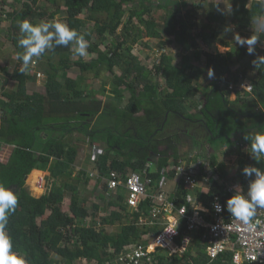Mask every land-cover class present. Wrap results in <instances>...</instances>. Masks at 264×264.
<instances>
[{
  "label": "trees",
  "instance_id": "1",
  "mask_svg": "<svg viewBox=\"0 0 264 264\" xmlns=\"http://www.w3.org/2000/svg\"><path fill=\"white\" fill-rule=\"evenodd\" d=\"M203 2L158 0L155 5L153 0H15L9 4L12 11L7 12L8 42L17 58L12 71L4 68L0 72V184L18 196L16 209L9 215L4 231L11 239L12 251L24 257L26 264H79L82 260L85 264L232 263L231 252L211 262L199 235H194L182 255H170L157 248L147 256L130 259L126 254L132 249L124 252L126 246L142 242L146 249L151 238L142 239L160 231L159 225L139 223L140 216L149 213L152 200L147 198L138 210L130 212L122 186L111 198L103 190L91 191L95 196L91 199L84 194L91 170L80 169L75 175L78 146L71 136L73 130L87 137L80 140L90 146L99 143L104 147V153L93 163L99 174L116 170L124 183L128 172L141 173L149 160L159 155L157 172L148 174L158 178L172 156L178 161V134L166 133L168 124L176 117L179 121L187 120L189 128L181 124L189 130L200 131L198 125L204 126L208 133L205 143L196 138L193 142L201 145L198 155L207 161L209 168L203 167L204 162L199 165L194 176L197 183L189 190H185L180 180L179 190L170 200L182 204L192 190L196 201L210 207L218 195L228 218L226 201L235 195L228 187L239 181L240 188L236 190L240 195L247 194L246 186L255 175L245 176L243 169L252 166L264 171V157L256 158L255 163L239 155L230 167L223 158L234 145L251 150V138L264 134V67L259 64L255 77L245 63L247 46L232 44L216 31L194 33L191 29L200 26L193 19L205 12L206 24L218 22L222 28L230 27L242 37H250L254 30L252 18L262 10L257 0H251L249 7L248 0H229L235 11L223 15L224 1ZM217 5L221 11H217ZM157 7L165 8V14L158 17ZM25 19L37 24L41 20L66 23L84 35L88 50L97 53V57L86 60L77 55L71 49L75 41L68 46H54L36 58L45 73L43 89L29 91L28 86L36 83L37 72H33L31 64L21 71L19 56L23 49L18 46L21 37L18 25ZM144 37L159 40L161 48L165 44L162 38L166 37L182 52L193 50L202 65L190 64L188 55L182 57L180 66L175 65L161 49L160 60L149 68L143 63L147 59L141 60L133 52L135 43ZM200 39L206 50L199 49ZM258 42L264 45V35H260ZM217 44L230 47V51L218 52ZM98 45H103L105 58L100 55ZM256 48L264 56V47L256 45ZM236 64L237 69L233 70ZM115 67L119 75L114 73ZM209 67L214 68L215 78L200 88L195 79L207 73ZM102 71H108L113 79L100 77ZM70 72H75L76 77H70ZM90 77L100 79L99 86L93 81L88 83ZM248 77L253 83L252 94H238L233 103L229 100L233 92L229 86ZM9 81L15 82L14 87H6ZM234 90L238 91L236 87ZM126 92L130 94L127 98ZM199 94L202 96L198 110L199 103L194 99ZM239 102L241 105L236 107ZM206 145L210 155L206 153ZM34 169L48 171L52 182L39 197L31 195L25 183ZM198 181L205 183L207 192L199 190ZM67 196L69 212L62 209ZM180 232L175 239L177 244L185 232L183 225Z\"/></svg>",
  "mask_w": 264,
  "mask_h": 264
},
{
  "label": "built area",
  "instance_id": "2",
  "mask_svg": "<svg viewBox=\"0 0 264 264\" xmlns=\"http://www.w3.org/2000/svg\"><path fill=\"white\" fill-rule=\"evenodd\" d=\"M249 83L241 80L235 86L230 85L229 88L233 89V92L236 87L237 90L251 93L253 84ZM90 150L92 161L90 180L93 179L92 175L97 173V182L95 183L98 184L99 190L104 191L107 198H111L116 189L122 186L124 188V201L133 210H138L139 205L147 198L152 200L149 215L153 222L147 221L149 220L148 217H141L139 223L158 224L161 226L160 231L147 237L148 239L151 238V241L146 249L142 242L126 246V251L124 252L132 249L126 254L130 259L140 258L143 255L147 256L157 248L168 251L170 255L184 254L192 242L193 230L196 228V224L200 223L207 226V233L203 235L202 239L204 242L206 241L205 249L210 259H215L226 252H231V264H264V209H259L249 224H244L232 216L226 220L223 216V203L218 195L214 196L210 208L200 203L203 205L202 207L189 210L186 204L176 205L173 200L168 199V194L163 189L164 176L167 174L166 168L163 167L159 172L163 176L160 181L148 176L149 168L147 165L141 173L128 172L126 181L123 183L120 173L116 170L109 169L106 174H99L97 169L93 167V163L104 153V150L96 145L91 146ZM175 169L178 180L187 184L189 189L195 187L196 180L194 176L197 173L195 166L190 164L186 166L180 165ZM37 186L42 187L41 180L37 182ZM153 187L156 188L153 190ZM235 190L233 186L228 187L229 192L240 195ZM216 204L221 206L222 211H216L214 207ZM201 211L205 212V214H201ZM210 215H212L211 220L209 222L205 221ZM183 219L186 221L183 222ZM182 225L185 232L181 236L180 243L177 244L175 239L181 235L180 228Z\"/></svg>",
  "mask_w": 264,
  "mask_h": 264
},
{
  "label": "clouds",
  "instance_id": "3",
  "mask_svg": "<svg viewBox=\"0 0 264 264\" xmlns=\"http://www.w3.org/2000/svg\"><path fill=\"white\" fill-rule=\"evenodd\" d=\"M257 3L262 11L261 14L252 18L253 34L250 37H242L239 33H233V42L240 47L247 46V54L255 56L254 64H264V56L254 55L260 35H264V0H257ZM216 8L217 11H221L218 5ZM234 11L229 0H225V11L222 14L232 15ZM18 27L21 33L18 46L23 49V54L19 56L22 61V72L26 71L32 62L36 63L33 58H40L49 50L54 49V46H68L72 41H75L77 55H87L89 44L84 35L71 29L64 22L49 21L37 24L25 19L19 23ZM231 31L230 27L224 29V33ZM36 72L37 74L41 73L40 71ZM207 77L209 79L215 78L214 68L209 67L207 69ZM245 139L247 140L249 137L245 136ZM251 140V153L254 158L264 157V134H257ZM243 174L248 177L255 175V179L249 184L247 197L239 194L232 195L226 201V209L235 219L244 224H249L256 216L257 211L264 209V171L256 167L246 166L243 169ZM17 203V194L0 184V264H26L24 257L12 251L11 239L4 231L9 215L15 211ZM214 207L217 212L222 211L219 204L214 205Z\"/></svg>",
  "mask_w": 264,
  "mask_h": 264
},
{
  "label": "rangeland",
  "instance_id": "4",
  "mask_svg": "<svg viewBox=\"0 0 264 264\" xmlns=\"http://www.w3.org/2000/svg\"><path fill=\"white\" fill-rule=\"evenodd\" d=\"M15 0H4V2H1L0 0V48L3 47V46H7L9 45V35L10 33H7V28L9 26V23H10V20L9 18L7 17V12H11L12 11V8L9 6V4L13 3ZM161 2H164V0H160ZM198 1V0H197ZM206 3H208L210 0H205ZM213 1V0H211ZM216 1V0H214ZM219 1V0H218ZM221 1V0H220ZM225 1V0H223ZM153 2L155 3V5L157 4L158 0H153ZM250 5V0L248 2V5L247 7H249ZM173 6V5H172ZM169 8H171V5H169ZM166 10L165 8H156V14L157 16H162L163 14H165ZM41 22H45V20H41ZM5 33V34H4ZM162 41H165V44L163 45V48H165L166 50H164L163 54H167L169 57H171L172 59V62H174V64H178L180 63V61H182V57L185 56L186 54L184 52H182V49L179 48V46H175L173 43H171L166 37H163L162 38ZM143 43H147L146 44H143ZM159 40L157 39H151V38H148V37H144L141 41L135 43V45L133 46V52L141 59H147L148 63H149V66L151 67V61L152 63H157L159 60H160V54H161V46L159 44ZM89 44V43H88ZM259 45V44H257ZM75 47L76 45H74L71 49L75 51ZM98 49L100 50V55L102 57L105 58L104 54H103V45H98ZM14 51V50H13ZM12 51L11 54H13L14 52ZM217 51L220 52V53H226V52H229L230 51V48H227L225 46H218L217 45ZM190 52V51H189ZM188 52V53H189ZM8 54V53H6ZM133 54V53H132ZM134 55V54H133ZM192 57V54L190 55ZM16 57V56H15ZM75 58H77L78 56H74ZM84 59L86 60H90L92 59L93 57H97V53H92L88 50L87 48V55L85 56H82ZM137 57V58H138ZM36 59V58H35ZM153 59V60H152ZM192 60L193 61H196V57H192ZM43 60H40V62H42ZM4 64H1L0 63V72L2 71V69L6 68L7 69V65L5 64L4 68H3ZM31 66L33 68H35L33 70V72L35 71H40L41 73H38L37 74V82H39L38 84L40 89L42 90L43 87H44V80H45V73L39 68V60L36 59V63L34 64L33 62L31 63ZM153 66V65H152ZM37 67V68H36ZM30 71V73H32L31 70H28V72ZM255 71V70H253ZM114 73L119 75L120 74V71L118 70V67H115L114 68ZM69 76L70 77H73L75 78L76 77V73L75 72H70L69 73ZM106 79L107 77H109V80L111 81L113 79V75L108 73V71H102L100 73V77H103ZM212 79H209L207 77V74L206 73H203V77L200 79V82L201 85H203V83H209ZM94 82L97 86H99L101 80L98 79V80H92V77L88 78L87 79V82L88 83H91V82ZM14 84L15 82H11L9 81L8 85L6 87H14ZM250 84V83H249ZM110 85L108 84L107 85V88H109ZM234 95L232 94L231 95V99H235V97H233ZM201 105V103H199ZM237 107V106H236ZM201 107L198 108V110L200 109ZM94 121H95V118H94ZM184 123L188 128H189V123L188 121H184V120H178L176 117L173 118L171 121H170V124H168V127L167 129H169V131L166 129V133L167 134H171L173 132V134H178V138H179V142L176 144L178 147H179V152H180V155L184 158V157H188L189 153L192 152L193 150H195L196 148H192L191 144L193 142V138H196L197 140H199V142H201V144H204L205 143V128L204 126L202 125H198L200 127V131H196L195 129L193 130H190L188 133H185V128L186 127H183V125L181 124ZM177 123V124H175ZM172 124H175L174 126ZM153 125L151 124L150 127H152ZM178 132V133H177ZM73 140L75 141V143L78 144L80 150H82L83 153H86L88 149H90V145L86 142H83L80 140L81 139H84L85 137L79 133L77 130H73L72 131V134H71ZM87 140V137L85 138ZM237 146V149H243V153L241 155H243L246 159H251L253 154L251 153V151L245 149V148H242L240 147V145H236ZM164 146H160V149H163ZM206 149V153L207 155H209V152H208V147L207 145L205 146ZM222 148V146L220 147ZM200 150V148H199ZM6 149H2V152H5ZM233 151H228L225 156L226 158H223L225 161H226V165L227 167H230L231 165H234L235 163V160H236V155H234L233 153H231ZM234 152H237V151H234ZM219 153H222L221 151H219ZM82 157V158H81ZM77 159V165H82L84 164L85 162V157L84 156H81ZM222 157H220L221 159ZM186 159V158H185ZM89 160V158H88ZM203 160V159H202ZM203 162L207 163L206 160H203ZM255 163H257V160H254ZM152 168H155L154 165H151ZM87 166H84L82 168L78 167L79 169H85ZM78 168L76 167L75 169V175L78 174ZM42 178L44 177V181L46 183V188L50 187L51 186V181H49L50 178V173L48 171H44V173L42 172H35L34 174L32 173H29L28 177H27V181H26V186L28 188V190L34 195V196H39L40 194V191L39 189H37L34 185H33V182H36L39 178ZM93 179H89V182L86 183V185L84 186V189H85V196H87L88 198L91 197V199H94V195L91 193V191H95V190H98V184L95 183L97 182V173H94L92 175ZM238 185V186H236ZM235 189H239L240 188V184H239V181H237V183L233 186ZM97 202V200H96ZM69 204H70V199L69 197L67 196L64 201H63V204H62V209L65 211V212H69ZM105 212V211H104ZM48 213V212H47ZM113 229H116V228H113ZM86 261L85 260H82L80 261L79 264H85Z\"/></svg>",
  "mask_w": 264,
  "mask_h": 264
},
{
  "label": "crops",
  "instance_id": "5",
  "mask_svg": "<svg viewBox=\"0 0 264 264\" xmlns=\"http://www.w3.org/2000/svg\"><path fill=\"white\" fill-rule=\"evenodd\" d=\"M211 1V0H210ZM209 1V2H210ZM216 1H218V0H216ZM220 1V0H219ZM221 1H223V0H221ZM220 1V2H221ZM225 2V1H224ZM248 2H249V0H248ZM250 2H251V0H250ZM204 4L206 3V1L204 0V2H203ZM248 5V4H247ZM189 6V5H188ZM224 9H225V7H224ZM193 21H195L196 23H199L200 24V26H195V27H193L192 29H191V31L192 32H194V33H200L199 31H201V33H210V32H213V31H216V32H218V36L220 37V38H222V39H224V40H229L230 42H232V44H234V42H233V33H236V32H233V31H231V32H228V33H224V29L225 28H222L221 27V24H219L218 22H212V23H210V24H206V13L205 12H201V13H198L197 14V16H196V18L195 19H193ZM203 25V26H202ZM1 38V37H0ZM199 49L202 51V50H206V48H205V46H204V44L202 43V40L200 39L199 41ZM257 44H259V45H257V47L258 48H263L264 47V45H263V43H260V42H258ZM218 46H222L223 47V45H220V44H217ZM236 45V44H235ZM227 48H230V47H227ZM164 50H166L165 48H163ZM0 50L2 51V52H0V63L1 64H4V66H5V64L7 65V71H11L12 70V68H13V65L15 64V60H16V57H15V52L12 50V48L9 46V45H7V46H3V47H1L0 48ZM261 50V49H260ZM12 51L14 52L13 54H11L12 53ZM6 53H8V54H6ZM161 53H162V51H161ZM186 55H188L189 56V58H190V61H189V63L190 64H193V65H199V66H201L202 64H201V62L199 61L200 59H197L196 58V61H193L192 60V57H193V55H194V53H193V50H190V52L188 53V52H184ZM227 53V52H226ZM226 53H222V54H226ZM192 54V57L190 56ZM261 53L259 52V50L256 48V53L254 54V55H260ZM195 56V55H194ZM196 57V56H195ZM255 59V56H251V55H248L247 54V58H246V61H245V63H246V65L248 66V69L253 73V75L256 77L257 76V73H258V70H259V68L262 66V67H264V64H260V67H259V63H257V64H254L253 63V60ZM153 60V59H152ZM144 64H147L148 66H149V63H148V61L146 60L145 62H143ZM182 63V61H180V63H178V64H175V65H179L180 66V64ZM151 64H152V61H151ZM173 64H174V62H173ZM4 66H3V68H4ZM246 66V67H247ZM250 66V67H249ZM150 67V66H149ZM234 69H237V64H236V66H233V70ZM253 70H255V71H253ZM205 73V72H204ZM207 74V73H206ZM203 77V74L201 75V77L199 78V79H195L198 83L200 82V79ZM242 80H245L246 82H250V83H252V79H251V77H248V78H244V79H242ZM38 80L36 79V83L34 82L32 85H30V86H28V89H29V91H40L41 89H40V87H39V85L40 84H38L39 82H37ZM159 82L161 83V85L162 84H164V82L162 81V80H159ZM207 84H208V82L207 83H203V85H201V83H199V86H200V88H205L206 86H207ZM253 84V83H252ZM139 85H141V84H139ZM95 87H97L96 85H95ZM246 92L245 91H240V90H238V91H235L234 90V92H231L230 93V95H229V100L230 101H232L233 103H235L237 100H236V97H237V95L238 94H240V95H244ZM234 95L233 97H235V99H231V95ZM252 94V93H251ZM130 96V94L128 93V92H126V98L127 97H129ZM201 96H202V94H199V95H196V97H195V99H194V101H197V103H201L200 102V98H201ZM101 98H105V96H100ZM241 103L242 102H239L238 104H237V107H239L240 105H241ZM199 107H201V105L199 104L198 105ZM183 127H185V125H183ZM168 131H169V129H168ZM190 130L186 127L185 128V133H188ZM204 135L205 136H207V131L205 130L204 131ZM179 142V141H178ZM77 144V143H76ZM235 144H237V143H235ZM93 145H96V146H98L99 148H101V149H103L104 150V147L101 145V144H99V143H95V144H93ZM192 146V148H196L195 150H193L192 152H190L189 153V155H188V157H182L181 155H180V152H179V147L176 145V148H177V156H178V161H175L174 160V157L172 156V155H170V154H168L169 156H172L170 159H169V163L164 167V168H166L167 169V174H166V176H164V185H163V189H164V191L168 194V199H172V198H175V196H176V192L179 190V184H180V180H178L177 179V177H176V167L177 166H186L187 164H190V165H193V166H195L196 167V169L198 170V167H199V165L201 164V163H203V160L200 158V156L198 155V153H200L201 152V150H199V148L201 147V145H195L194 144V142H192V144H191ZM77 146H78V144H77ZM91 147V146H90ZM205 147V146H204ZM207 149V148H206ZM230 151H233V152H231V153H233L234 155H236V157L237 156H239V155H241L242 153H243V149H237V146H233V149L232 150H230ZM234 151H237V152H234ZM249 151H251L250 149H249ZM84 152V151H83ZM82 152V150H80V148H79V146H78V153H77V156H76V162H75V167H80V168H82V167H84V166H87L86 167V169H90V167H91V163H92V161H91V157H90V152H91V150L90 149H88L87 150V152L86 153H83ZM210 155V154H209ZM81 156H84L85 157V162H84V164H82V165H77V159L79 158V157H81ZM243 156V155H242ZM159 157V155H157V156H155L152 160H149V163H147V165H148V174H150V173H156L157 172V164H156V160H157V158ZM82 158V157H81ZM88 158H89V160H88ZM186 158V159H185ZM244 160H246V161H248V162H252V161H254V160H257L256 158H254V156H252V158L251 159H246L245 157H244ZM177 162V163H176ZM257 163H258V161H257ZM146 165V166H147ZM151 165H154L155 166V168H152V166ZM206 166V170H208V168H209V166H208V164L205 162V163H203V166ZM76 169V168H75ZM78 170H80L79 168H78ZM33 171H39V172H42V173H44V171H42V170H37V169H34V170H32L30 173H32ZM170 171H172V173H170ZM160 172V171H159ZM198 172V171H197ZM29 175V174H28ZM28 175H27V177H28ZM26 177V178H27ZM162 177L163 176H161L160 174H159V177L158 178H154L155 180H161L162 179ZM39 180H41L42 181V187H38L37 186V182L39 181ZM205 180V179H204ZM207 180V179H206ZM26 179H25V183H26ZM183 183V182H182ZM196 183H197V181H196ZM33 185L37 188V189H39V191H40V194H39V196H41V195H43V194H45V192L47 191V189L48 188H46V183H45V181H44V177H40L36 182H33ZM187 186V187H186ZM236 186H238V185H236ZM183 187L185 188V190H189V188H188V185L187 184H185V183H183ZM198 188H199V190L201 191V192H207L208 191V187H206L205 186V183H203V182H199L198 181V186H197ZM248 187L249 186H246V189L248 190ZM156 187H153V190L155 189ZM241 190H243V191H245V189H244V187H242L241 188ZM30 192V191H29ZM31 193V192H30ZM193 194H195L192 190H190V194L187 196V198H186V200H185V202L184 203H182V204H185L186 203V205H187V207L189 208V210H191V208L193 209V208H200V207H202L203 205V203L202 202H198V201H196V199L194 198V195ZM31 195H33L32 193H31ZM241 195H244L245 197H247V194H246V192H244L243 194H241ZM34 196V195H33ZM38 196V197H39ZM35 197H37V196H35ZM66 198V197H65ZM143 203V202H142ZM200 203H202V204H200ZM70 205V204H69ZM180 205V204H179ZM206 207H208V206H206ZM129 208V210H130V212H132V211H134L132 208H130V207H128ZM208 208H210V207H208ZM150 209H151V206H150ZM149 212H150V210H149ZM201 214H205V212H203V211H201ZM209 215V214H208ZM223 216L225 217V219L226 220H228L229 218H230V216H231V214L229 213L228 214V218L225 216V214L223 213ZM141 217H148V219L149 220H147V221H152V219H151V216L149 215V213L148 214H146L145 212L142 214V216H140V218ZM211 218H212V215H210L205 221H207V222H209L210 220H211ZM153 222V221H152ZM154 224H152L151 226H153ZM156 225H158V224H156ZM160 226V225H159ZM161 227V226H160ZM207 233V226L206 225H203V224H200V223H197L196 224V228L193 230V237H194V235H199L200 237H201V239H202V237H203V235H205ZM149 237V236H148ZM147 237H145V238H143L142 240L144 241L145 239H146ZM202 241H203V239H202ZM203 243H204V245H205V248H206V241L204 242L203 241ZM205 251H206V249H205ZM207 254V253H206ZM208 255V254H207ZM209 257V256H208ZM217 258H220V257H217ZM217 258H215V259H210L211 260V262L212 261H214V260H216ZM245 264H258V263H245Z\"/></svg>",
  "mask_w": 264,
  "mask_h": 264
},
{
  "label": "flooded vegetation",
  "instance_id": "6",
  "mask_svg": "<svg viewBox=\"0 0 264 264\" xmlns=\"http://www.w3.org/2000/svg\"><path fill=\"white\" fill-rule=\"evenodd\" d=\"M205 168V166H203Z\"/></svg>",
  "mask_w": 264,
  "mask_h": 264
},
{
  "label": "water",
  "instance_id": "7",
  "mask_svg": "<svg viewBox=\"0 0 264 264\" xmlns=\"http://www.w3.org/2000/svg\"><path fill=\"white\" fill-rule=\"evenodd\" d=\"M26 180H27V178H26Z\"/></svg>",
  "mask_w": 264,
  "mask_h": 264
}]
</instances>
